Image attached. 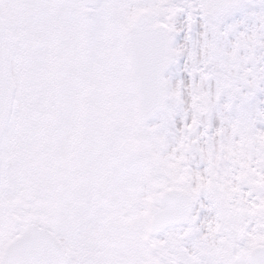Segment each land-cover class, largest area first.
Returning <instances> with one entry per match:
<instances>
[{
	"label": "snow or ice",
	"instance_id": "snow-or-ice-1",
	"mask_svg": "<svg viewBox=\"0 0 264 264\" xmlns=\"http://www.w3.org/2000/svg\"><path fill=\"white\" fill-rule=\"evenodd\" d=\"M0 264H264V0H0Z\"/></svg>",
	"mask_w": 264,
	"mask_h": 264
}]
</instances>
